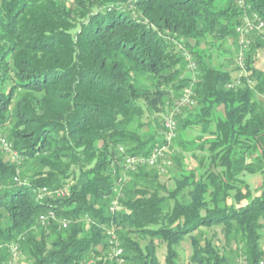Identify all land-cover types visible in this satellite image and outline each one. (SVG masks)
Here are the masks:
<instances>
[{"label": "trees", "instance_id": "16d2710c", "mask_svg": "<svg viewBox=\"0 0 264 264\" xmlns=\"http://www.w3.org/2000/svg\"><path fill=\"white\" fill-rule=\"evenodd\" d=\"M244 14L264 22V0H0V135L22 160L0 157V248L17 244L28 264H118L115 249L122 264H160L164 244L165 264H179L176 247L188 239L190 264H230L201 246L220 228L246 264H259L264 72L255 51L264 42L247 50L239 85L236 66L211 65L198 49L210 38L239 50ZM189 89L172 143L199 126L211 138L199 146L203 171L186 172L166 152L169 164L125 170L127 157L167 144L165 119ZM171 164L179 173L168 189L160 178ZM47 214L55 219L42 227Z\"/></svg>", "mask_w": 264, "mask_h": 264}, {"label": "rangeland", "instance_id": "374dc122", "mask_svg": "<svg viewBox=\"0 0 264 264\" xmlns=\"http://www.w3.org/2000/svg\"><path fill=\"white\" fill-rule=\"evenodd\" d=\"M202 40L203 41L198 46V49L203 52L202 54H206V56L210 55V58L208 59L209 64L220 65V67L224 70H229L233 73L232 69H235V60L238 51H236V45L230 41V43H227L226 47L223 46L221 49H218V42H214L210 38H204ZM189 41L192 46L195 45L196 40L190 39ZM255 41H259V39H255L254 42ZM237 42L240 44L239 38ZM255 52V67L264 72V47L258 48ZM218 113H222V111H218ZM200 138L201 140H199ZM208 140H211V138L207 134L202 133V129L200 130L199 126L189 127L186 128V130L182 133H179V137L177 138L176 142L174 141L171 144L168 150H166V153L168 156L172 155V157L175 156V158L179 159L181 168L186 172L194 171L197 175H199L203 171V168H199V160L204 157L203 151H199V146H201L204 141ZM12 153L15 155L16 159L13 158ZM0 157L1 161L5 163L12 162L16 166L18 165V167H21L22 160L18 159V156L14 150L9 152L3 147H0ZM165 160H167V163L169 164V157H166ZM176 168L177 167L175 164L168 165L166 166V171H164V173L161 175L162 178H160V182L165 184L168 189H172L174 185L172 178L174 175L179 173V170ZM18 171L22 173L26 170H24V168H18ZM244 181H247L251 187H259L262 182L260 176L258 177L249 175L245 176ZM260 223L264 224V221H261ZM200 240L201 246L204 247L206 245L205 242L207 243L208 241L211 243V246L214 248V250L222 251L221 254L228 258V262L230 264H246L243 249L237 246L238 240L233 239L226 241L220 228H213L209 231H206L204 233V237L201 236ZM142 245L144 246L145 242H143ZM258 247L264 252V228H262L260 232ZM8 248L9 246L0 248V260L3 261V264H28V260L24 251L20 252V256L15 259L16 261L13 262L10 260ZM176 251L179 255V264H190L192 257V246L190 240L185 239L180 245L176 247ZM165 253V246L162 244L158 247L156 252L157 259L159 260L160 264H165Z\"/></svg>", "mask_w": 264, "mask_h": 264}, {"label": "built area", "instance_id": "2783aa9c", "mask_svg": "<svg viewBox=\"0 0 264 264\" xmlns=\"http://www.w3.org/2000/svg\"><path fill=\"white\" fill-rule=\"evenodd\" d=\"M240 4L243 5V8L245 7L243 3L240 2ZM236 34L238 35V38L240 39V48L238 50V55L235 60V66L238 68V74H237V84H240V78L242 75L247 76L248 72L245 67V59H246V52L249 49L250 45L254 42V40L257 38L264 42V22L259 18L257 14H254L252 16H248L244 14L242 17V21L240 23V26L236 29ZM185 60L187 61V69H190V71L195 70V64L192 62V58L190 55L184 53ZM248 83L250 86H253V83L248 80ZM229 87H232L231 85H228ZM191 90H186L184 95L182 96V99L176 103V105L172 108V111L170 115L165 119L164 127L166 128V135H165V141L166 145H160L159 147H155L151 150V152L143 157V156H130L127 157L124 162V169L125 170H134L137 167H155L160 165L166 164V155L165 152L169 148V145L172 143L173 138L176 136V123L174 120V116L178 113V110L181 107L186 106L191 101ZM0 147H3L5 150L12 152V146L5 140V138L0 135ZM13 154V153H12ZM13 158L16 159L15 155L13 154ZM15 182H17L18 177H16ZM48 193L47 188H42L38 194V199L42 200L44 195ZM49 219H55V217L52 214H47V216H39V222L42 227H46L48 224ZM67 226L66 222H61L60 229H65ZM110 243H114V237L112 236L110 239ZM9 253H10V260L13 262L16 261L20 256V246L17 244H10L9 245ZM114 250V249H113ZM122 253L121 249H115L114 250V256L118 257V264H122L123 260L119 257ZM12 264V263H11ZM259 264H264V257L262 260H260Z\"/></svg>", "mask_w": 264, "mask_h": 264}, {"label": "crops", "instance_id": "0c3cea01", "mask_svg": "<svg viewBox=\"0 0 264 264\" xmlns=\"http://www.w3.org/2000/svg\"><path fill=\"white\" fill-rule=\"evenodd\" d=\"M218 111H220V112L222 111L223 112V110L221 108ZM220 114H222V113H220Z\"/></svg>", "mask_w": 264, "mask_h": 264}]
</instances>
